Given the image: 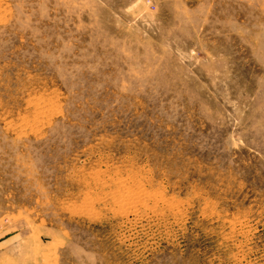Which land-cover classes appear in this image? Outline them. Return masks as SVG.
<instances>
[{"label":"rangeland","instance_id":"1","mask_svg":"<svg viewBox=\"0 0 264 264\" xmlns=\"http://www.w3.org/2000/svg\"><path fill=\"white\" fill-rule=\"evenodd\" d=\"M0 264H264V0H0Z\"/></svg>","mask_w":264,"mask_h":264}]
</instances>
